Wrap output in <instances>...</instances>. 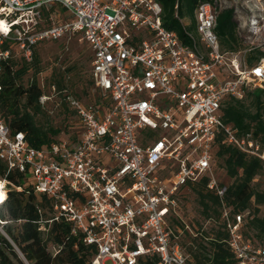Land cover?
<instances>
[{"label":"built area","instance_id":"2783aa9c","mask_svg":"<svg viewBox=\"0 0 264 264\" xmlns=\"http://www.w3.org/2000/svg\"><path fill=\"white\" fill-rule=\"evenodd\" d=\"M218 14L201 4L188 44L164 26L158 0H0V72L12 53L31 62L35 48L68 35L92 52L101 98L87 107L68 98L80 119L78 141L32 147L0 114V160L53 201L55 220L97 248L91 264H192L172 220L178 194L204 177L221 198L237 264H264V247L243 235L249 212L232 213L213 166L221 134L264 163V146L239 137L222 115L228 98L264 89V61L251 67L221 51Z\"/></svg>","mask_w":264,"mask_h":264},{"label":"trees","instance_id":"16d2710c","mask_svg":"<svg viewBox=\"0 0 264 264\" xmlns=\"http://www.w3.org/2000/svg\"><path fill=\"white\" fill-rule=\"evenodd\" d=\"M158 1L163 7L164 26L175 31L188 44L190 40L186 38V32L195 33L196 11L199 6L210 3L217 9L216 0ZM218 10L215 31L221 51L235 54L240 45L234 11ZM182 19L187 20L188 25L182 23ZM37 48L31 62L14 53L3 62L0 72V114L13 133H24L32 147L41 148L69 139L60 138L61 131L48 121H39V118L45 117L44 108L50 102L47 100L42 104L41 99L49 97L51 100V97L45 93L44 86L37 77L41 73ZM3 49L8 50L10 46L5 43ZM92 60L93 57L90 59L91 63ZM245 60L251 67L261 64L264 52L252 48ZM52 79L50 88L53 91L66 90V80L62 76ZM92 84L95 86L93 72ZM69 97L71 96L65 95L72 112L78 117ZM100 98L98 94L94 102ZM248 100L250 104H247ZM82 104L87 107L92 102ZM222 115L225 125L235 129L239 137L251 134L254 140L264 146V89L250 90L242 100L228 98L222 107ZM80 130L82 131L81 126ZM80 134L70 141H78ZM218 160L222 161L228 177L233 180L227 186L223 198L225 203L233 214L249 212L243 221L245 241L256 247H264V216L258 214L259 207L264 206V189L260 191L253 184L256 177L264 171V163L242 153L228 142L224 134L217 140L213 166ZM3 181L9 187L5 201L0 204V264H91L97 248L87 244L82 233H74L71 223L64 219L55 220L53 201L44 194L36 193L33 184L24 174L9 172L7 165L0 160V182ZM208 184L209 178L204 177L187 188L197 195L205 217L215 220L218 227L213 230V237L206 233L205 236L201 235L200 240L193 239V246L188 254L193 260L192 264H237L227 244L229 235L225 222L221 220V198L216 192L209 190Z\"/></svg>","mask_w":264,"mask_h":264},{"label":"rangeland","instance_id":"374dc122","mask_svg":"<svg viewBox=\"0 0 264 264\" xmlns=\"http://www.w3.org/2000/svg\"><path fill=\"white\" fill-rule=\"evenodd\" d=\"M216 6L220 10L234 11L240 48L235 54H228L229 58L238 57L246 61L245 58H248L252 48L264 52V0H216ZM37 52L41 60V73L37 77L44 86L45 93L51 97L44 108L46 115L42 119L39 118V121H48L51 126L61 131L60 138L73 141L81 132L80 122L77 115L72 112L65 95L77 98L84 104L93 103L98 98L99 93L92 84L90 61L92 52L79 35H68L61 40L41 44ZM55 76L58 78L62 76L66 80V90L53 91L50 88L53 83L52 78ZM254 89L256 88L252 87L251 91ZM247 104H250V100ZM214 173L218 183L224 186L233 182L220 160L215 163ZM3 182V188H6L5 191L8 193L9 184ZM253 184L260 191L264 189V171L256 177ZM177 198L176 218L172 220V225L174 224L175 229L182 230L179 234V242L189 252L190 247L193 246V239L200 240L206 233L213 237V230L218 224L215 220L205 217L199 199L192 189H183ZM258 214L264 216V206L259 207ZM0 232H2L1 227ZM104 264H114V261L107 260Z\"/></svg>","mask_w":264,"mask_h":264},{"label":"bare ground","instance_id":"6f19581e","mask_svg":"<svg viewBox=\"0 0 264 264\" xmlns=\"http://www.w3.org/2000/svg\"><path fill=\"white\" fill-rule=\"evenodd\" d=\"M6 197H7V193L3 188V183L0 182V204L5 201Z\"/></svg>","mask_w":264,"mask_h":264}]
</instances>
